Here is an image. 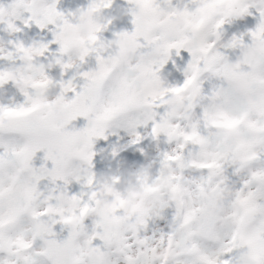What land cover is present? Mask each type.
<instances>
[{"label":"snow or ice","instance_id":"snow-or-ice-1","mask_svg":"<svg viewBox=\"0 0 264 264\" xmlns=\"http://www.w3.org/2000/svg\"><path fill=\"white\" fill-rule=\"evenodd\" d=\"M57 2L0 4L6 31L20 32V20L52 36L0 48V60L21 62L0 69V87L11 82L24 97L0 105V264H264V0H239L234 8L227 7L233 0H127L132 28L113 36L129 35L135 54L106 75L116 49L106 50L110 40L102 33L113 20L87 39L68 33L113 0H91L67 15ZM182 11L203 16L204 26L185 28ZM245 16L257 18L255 27L221 43L224 25ZM221 49L239 52L232 59ZM182 51L190 57L183 83L166 85L161 72ZM89 57L95 66L82 70ZM37 60L34 69L24 67ZM49 63L60 69L59 79ZM187 84L192 90L178 97L177 115L168 100ZM53 96L70 109L57 112ZM149 125L154 140L164 136L172 145L152 178L164 181L159 205L145 199L128 217L122 200L102 209L104 185L92 171L96 140L122 127L130 130V146L138 145L145 137L136 129ZM113 182L118 186L119 178ZM73 183L79 192L70 191ZM165 219L167 230L149 234L151 223Z\"/></svg>","mask_w":264,"mask_h":264},{"label":"rangeland","instance_id":"rangeland-1","mask_svg":"<svg viewBox=\"0 0 264 264\" xmlns=\"http://www.w3.org/2000/svg\"><path fill=\"white\" fill-rule=\"evenodd\" d=\"M12 0H0V4L8 5ZM91 0H58L57 8L58 10L64 12L66 15L70 12H77L81 8H87ZM181 0H174V3H180ZM130 5L127 3V0H113L112 6L109 9L103 10V15L106 18H112L113 16H120L119 19L113 20L112 24L109 25L108 29L102 33V37L105 40L114 39L113 33L119 32L122 30H131V16L128 14V8ZM253 12L255 10L253 9ZM25 16L27 14L25 13ZM257 23V18L254 16H245L243 18L234 19L231 24L233 25L232 31L223 35L221 43H227L232 36H240L243 33H246L249 29L255 27ZM16 24L22 30L17 33H10L5 30V25L0 23V48H3L6 51L13 50V44L15 42H23L25 46L31 45L32 43L47 42L52 38L51 32L47 29L41 31L33 23L30 27H25L22 21L17 20ZM51 27V26H49ZM245 41H248V37H244ZM11 42V43H10ZM58 46L52 45L51 50L55 51ZM227 55L230 56L229 49H221ZM237 52L239 50L237 49ZM231 57V56H230ZM232 58V57H231ZM190 59L189 54L185 51L181 52L180 57L175 56L173 53L172 60H170L165 68L161 72V76L164 79L166 85H178L182 84L184 80L183 69L186 67L187 61ZM233 59V58H232ZM175 61V64H173ZM21 62L17 59L15 61L0 60V69L18 66ZM50 70L49 74L55 78H60V69L58 67H53L51 63L47 65ZM95 66L94 57L88 58V63L84 66L82 70H87L89 67ZM74 74V70H70L64 79H68ZM215 82H213L214 84ZM212 87V86H211ZM210 87V88H211ZM58 89L51 90V94L54 95ZM24 97L20 94L16 86L9 82L8 84L0 87V105L13 106L18 103H22ZM85 123L82 119L76 122L77 127L82 126ZM150 127H138L136 131L140 132L145 138L138 145H131L130 141L132 136L130 135V130H125L122 127H113L108 130L106 135L108 138L96 140L94 151L96 155L93 160V169L97 178H100L101 172L104 167L107 165L108 160L113 156L112 152L115 148L118 152L117 158L113 163V167L108 175L119 174L126 171H137L150 162L153 163L151 169L152 175L155 176L159 171V161L161 159V152L156 142L150 139ZM115 133L113 135L112 133ZM172 145H168L165 151L170 150ZM142 150V151H141ZM43 156V153L37 154V159L35 161L36 165L39 166L42 160L40 157ZM49 167L51 164L49 163ZM195 174V173H194ZM232 179H236L233 177ZM81 190L79 184L73 183L70 187V191L77 193ZM171 211L166 212V216L170 217ZM164 229L167 230V219L165 220H156L149 226V234L153 230Z\"/></svg>","mask_w":264,"mask_h":264},{"label":"clouds","instance_id":"clouds-1","mask_svg":"<svg viewBox=\"0 0 264 264\" xmlns=\"http://www.w3.org/2000/svg\"><path fill=\"white\" fill-rule=\"evenodd\" d=\"M239 0H233L231 4L227 7L234 8L238 5ZM120 16H113L111 19H119ZM168 17L165 16L161 23H165ZM106 17L103 12L96 10L91 13H86L84 19L79 23V25L72 29L68 35L75 36L78 40L87 39L93 35V29L102 26L105 23ZM179 21L185 28H193L199 31L205 23V18L203 16H196L190 13L180 12ZM115 48V54L111 55L104 65V72L102 75L110 73L121 62L130 60L134 57V44L132 38L127 34H121L114 40H110L107 44L106 50H111ZM249 55H252L251 53ZM246 57L241 58L237 63H243ZM40 61L37 60L35 64L31 61L25 63L24 67L35 68ZM51 87H55L52 85ZM43 86L40 88L41 92L46 91ZM192 85L187 84L181 86L177 92H174L169 97L168 103L170 105L171 111L177 115H183L182 108L183 105L179 102L178 97L181 95H187L191 92ZM51 95V93H50ZM51 103L54 105L57 112H64L70 109L71 105L66 104L63 99L53 96ZM8 119V114L5 116V120ZM153 163H149L147 166L137 170V171H126L119 174L104 175L100 177V181L104 185L100 188V205L102 209H110L114 205L118 204L121 200L123 202L124 215L126 217L131 216L134 210L139 208V205L145 199H149L151 204L158 206L159 202L163 196L161 189L164 187V181L153 180L152 169ZM119 178V185L113 182V178ZM151 180L152 183L149 185L147 181ZM82 218V217H80ZM79 219V218H78Z\"/></svg>","mask_w":264,"mask_h":264},{"label":"water","instance_id":"water-1","mask_svg":"<svg viewBox=\"0 0 264 264\" xmlns=\"http://www.w3.org/2000/svg\"><path fill=\"white\" fill-rule=\"evenodd\" d=\"M229 29H230V25H229V23H228V24H225V25H224L223 32H227ZM231 51L233 52L234 50H231ZM161 111H162V110H161ZM158 141H159V145H160L161 149L164 150V147H165V145L167 144V142H166V138H165L164 136H161V137L158 139Z\"/></svg>","mask_w":264,"mask_h":264},{"label":"flooded vegetation","instance_id":"flooded-vegetation-1","mask_svg":"<svg viewBox=\"0 0 264 264\" xmlns=\"http://www.w3.org/2000/svg\"><path fill=\"white\" fill-rule=\"evenodd\" d=\"M208 82H210V84H208L207 87H205L206 84H204V90H205V92H207L208 90H210V87L213 85L212 82H215V81L214 80H210ZM197 112H199V109H197Z\"/></svg>","mask_w":264,"mask_h":264}]
</instances>
